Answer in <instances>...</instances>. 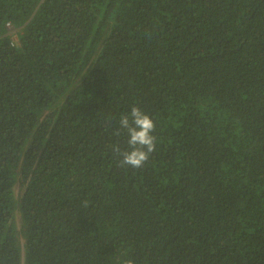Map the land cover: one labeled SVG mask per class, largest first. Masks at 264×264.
<instances>
[{"label": "trees", "instance_id": "obj_1", "mask_svg": "<svg viewBox=\"0 0 264 264\" xmlns=\"http://www.w3.org/2000/svg\"><path fill=\"white\" fill-rule=\"evenodd\" d=\"M0 264H264V0H0Z\"/></svg>", "mask_w": 264, "mask_h": 264}, {"label": "clouds", "instance_id": "obj_2", "mask_svg": "<svg viewBox=\"0 0 264 264\" xmlns=\"http://www.w3.org/2000/svg\"><path fill=\"white\" fill-rule=\"evenodd\" d=\"M119 124L120 128L127 132V144L130 149L123 152H120L119 147L113 149L122 156L120 166L142 167L150 154L156 150L153 120L139 107L133 106L127 115L120 118Z\"/></svg>", "mask_w": 264, "mask_h": 264}, {"label": "rangeland", "instance_id": "obj_3", "mask_svg": "<svg viewBox=\"0 0 264 264\" xmlns=\"http://www.w3.org/2000/svg\"><path fill=\"white\" fill-rule=\"evenodd\" d=\"M15 225H16L17 227H19V225H20V220H19V215H18V213L15 214Z\"/></svg>", "mask_w": 264, "mask_h": 264}]
</instances>
